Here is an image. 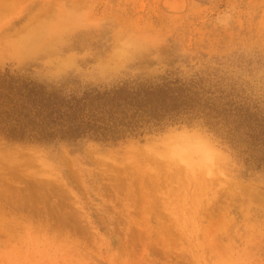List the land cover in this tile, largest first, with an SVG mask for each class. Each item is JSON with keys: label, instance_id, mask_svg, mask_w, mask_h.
<instances>
[{"label": "rangeland", "instance_id": "374dc122", "mask_svg": "<svg viewBox=\"0 0 264 264\" xmlns=\"http://www.w3.org/2000/svg\"><path fill=\"white\" fill-rule=\"evenodd\" d=\"M5 68L67 94L192 80L264 118V0H0ZM245 140L188 116L117 141L0 135V264H264Z\"/></svg>", "mask_w": 264, "mask_h": 264}, {"label": "trees", "instance_id": "16d2710c", "mask_svg": "<svg viewBox=\"0 0 264 264\" xmlns=\"http://www.w3.org/2000/svg\"><path fill=\"white\" fill-rule=\"evenodd\" d=\"M194 81L122 84L67 94L28 76L0 69V135L16 142L137 138L182 117L205 118L262 149L264 118L243 105L213 97ZM211 95H210V94Z\"/></svg>", "mask_w": 264, "mask_h": 264}, {"label": "clouds", "instance_id": "9594fccd", "mask_svg": "<svg viewBox=\"0 0 264 264\" xmlns=\"http://www.w3.org/2000/svg\"><path fill=\"white\" fill-rule=\"evenodd\" d=\"M34 71H35L36 74H38V75H41V74H43V75H51V74H52V73H50V72H45L44 69H41V68H36V69H34Z\"/></svg>", "mask_w": 264, "mask_h": 264}]
</instances>
